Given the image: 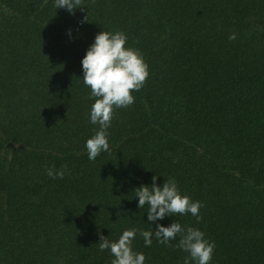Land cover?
Here are the masks:
<instances>
[{"label": "trees", "instance_id": "obj_1", "mask_svg": "<svg viewBox=\"0 0 264 264\" xmlns=\"http://www.w3.org/2000/svg\"><path fill=\"white\" fill-rule=\"evenodd\" d=\"M79 7L0 0V264H111L100 235L131 229L145 264H183L179 234L171 247L139 235L173 222L215 243L211 264H264V0ZM102 31L125 33L149 77L114 110L110 151L90 161L98 125L81 61ZM156 175L202 204L199 223H149L134 191Z\"/></svg>", "mask_w": 264, "mask_h": 264}, {"label": "clouds", "instance_id": "obj_2", "mask_svg": "<svg viewBox=\"0 0 264 264\" xmlns=\"http://www.w3.org/2000/svg\"><path fill=\"white\" fill-rule=\"evenodd\" d=\"M57 9H67L73 13L79 7L80 0H54ZM71 36V30H69ZM235 40V34L229 36ZM128 37L123 32L102 31L96 35L81 61L83 83L90 89L91 105L89 122L98 125L95 134L85 142L87 157L95 161L101 153L110 151L108 129L114 110L127 108L135 102L134 92L142 89L149 77V68L139 50L129 47ZM52 179H63L65 169L57 170L52 166L46 170ZM160 176L152 177V184L141 185L135 189L138 207L148 205L147 220L150 224L175 215L191 214L199 223L202 217V204L182 195L174 178L166 179L162 187L157 186ZM137 229L125 230L116 241L100 235L99 250H109L114 257L111 264H145L146 257L142 252L134 251L133 241ZM180 235L179 247L188 255L183 264H211L215 243L206 238L198 228L183 227L178 222L170 226L156 223L155 231H139L144 239V246L151 247L153 236L157 242L171 247L172 241Z\"/></svg>", "mask_w": 264, "mask_h": 264}]
</instances>
